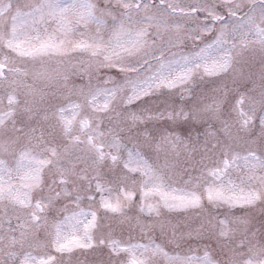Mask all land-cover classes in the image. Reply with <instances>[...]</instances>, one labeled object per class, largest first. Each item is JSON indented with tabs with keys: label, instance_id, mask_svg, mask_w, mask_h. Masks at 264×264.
I'll list each match as a JSON object with an SVG mask.
<instances>
[{
	"label": "snow or ice",
	"instance_id": "6c2138e0",
	"mask_svg": "<svg viewBox=\"0 0 264 264\" xmlns=\"http://www.w3.org/2000/svg\"><path fill=\"white\" fill-rule=\"evenodd\" d=\"M0 264H264V0H0Z\"/></svg>",
	"mask_w": 264,
	"mask_h": 264
}]
</instances>
